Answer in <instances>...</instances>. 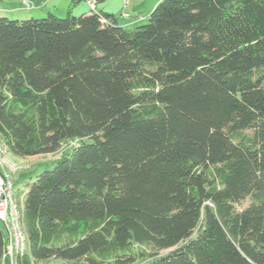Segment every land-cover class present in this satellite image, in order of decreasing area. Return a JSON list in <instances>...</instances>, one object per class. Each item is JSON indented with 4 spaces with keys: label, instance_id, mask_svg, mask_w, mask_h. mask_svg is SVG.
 <instances>
[{
    "label": "trees",
    "instance_id": "obj_1",
    "mask_svg": "<svg viewBox=\"0 0 264 264\" xmlns=\"http://www.w3.org/2000/svg\"><path fill=\"white\" fill-rule=\"evenodd\" d=\"M80 1L0 12V140L63 151L19 197L17 264H264V0H161L135 28Z\"/></svg>",
    "mask_w": 264,
    "mask_h": 264
},
{
    "label": "rangeland",
    "instance_id": "obj_2",
    "mask_svg": "<svg viewBox=\"0 0 264 264\" xmlns=\"http://www.w3.org/2000/svg\"><path fill=\"white\" fill-rule=\"evenodd\" d=\"M33 5L32 8L27 9L23 5V0H0V6L12 7L17 9L20 12L19 16L16 19L25 20L32 16H42L48 12H52L59 17H66L68 12V7L72 0H28ZM161 0H108L103 4L98 5V10H103L109 14H113L118 17L120 24H125L129 22L128 25H125L127 28H135L140 25L148 23L147 16L154 10L157 4ZM74 14L80 16L83 14V9L88 8V13L91 11L86 1H80L75 4ZM34 6L38 8L41 7L40 11H32ZM46 9V10H45ZM28 12H24V11ZM14 11V10H13ZM8 10L7 16L14 18L15 13ZM60 151L56 155L49 156H35V157H14L17 163L22 167L28 166V170H21L17 176L14 178L15 181V190L18 191V195L22 197L23 191L27 187V180L30 176H35L39 172L43 171L45 168H50L53 165L55 158L60 157ZM27 233V232H26ZM28 235V234H27ZM29 246V240H28ZM164 253V252H163Z\"/></svg>",
    "mask_w": 264,
    "mask_h": 264
},
{
    "label": "built area",
    "instance_id": "obj_3",
    "mask_svg": "<svg viewBox=\"0 0 264 264\" xmlns=\"http://www.w3.org/2000/svg\"><path fill=\"white\" fill-rule=\"evenodd\" d=\"M87 2L92 10L96 9L94 0ZM23 5L27 9L33 7L28 0H23ZM28 169V166L22 167L12 158L0 140V226L7 237L4 259H8L10 264H17L18 258L23 257L28 250V235L22 226L20 198L14 181L21 170Z\"/></svg>",
    "mask_w": 264,
    "mask_h": 264
},
{
    "label": "crops",
    "instance_id": "obj_4",
    "mask_svg": "<svg viewBox=\"0 0 264 264\" xmlns=\"http://www.w3.org/2000/svg\"><path fill=\"white\" fill-rule=\"evenodd\" d=\"M86 2H87V1H86ZM87 4H88V2H87ZM88 6H89V4H88ZM89 8L91 9L90 6H89ZM8 10H10V11H13V10H14L13 13H15V15H16V16H14V17H20V16H19L20 12L17 11V9H14V8H12V7H8V8H7L6 6H0V12H2V13H6V14H7ZM41 10H42L41 7L38 6V8H37L36 6H34V9H33L32 11H40V12H41ZM45 10H46V9H45ZM91 10H92V9H91ZM97 10H98V8H97ZM74 11H75V10H74ZM87 11H88V8H84V9H83V12H84V13H88ZM24 12H28V11L25 10ZM128 24H129V22H126L124 25H128ZM3 264H10V261H9L8 259H7V260L4 259V260H3Z\"/></svg>",
    "mask_w": 264,
    "mask_h": 264
}]
</instances>
